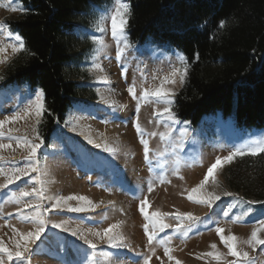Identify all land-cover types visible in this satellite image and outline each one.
I'll return each mask as SVG.
<instances>
[{"label":"rangeland","instance_id":"1","mask_svg":"<svg viewBox=\"0 0 264 264\" xmlns=\"http://www.w3.org/2000/svg\"><path fill=\"white\" fill-rule=\"evenodd\" d=\"M112 6L113 0L109 3L91 6L87 25L90 38L93 35H101L95 31V22L102 10ZM13 8L16 10L13 11ZM21 12V7L15 0H0V23L6 25L7 22L16 20ZM105 27L108 31L103 34V39L108 47L103 52L95 53V62L100 64L104 71L92 69L93 43L92 50L84 58L81 67V72L85 74V82L93 91L94 100L75 105L68 110L64 124L53 137L50 145L45 147L42 144L38 150L41 167L46 172L44 179L47 196L84 195L100 207L88 214L83 221L79 217L85 214L66 212L51 213L49 219L55 222L68 219L70 227L82 229L103 228L123 221L122 231L132 250H119V259L115 256L106 258L97 255L92 264H136L140 259L136 254H147L148 252L147 237L142 227L144 220L138 211L139 200L136 197L147 196L150 211L155 209L162 212L179 210L190 212L201 218L210 217V220L205 219V223L200 225L199 234L194 232L183 241L173 237L171 247L175 249L172 255L182 264H215L210 257L197 258L201 253L211 251L209 245L212 243H216L220 251L227 252L214 231L217 224L213 222L218 221L219 226L225 229V234L231 232L241 239H246L250 235L255 220L260 217V212L264 209L256 204L253 206V214L244 223H232L223 215L233 201L232 197H222L210 210L204 205L189 201L188 191L203 179L207 168L215 162L217 156H227L233 146L242 145L264 134V128L237 130L233 114L226 119L221 118L219 114L204 117L196 125L189 122L185 124V121L177 119L180 123L171 125V135L166 141H161L159 136L146 137L151 149L146 159L140 137L133 127V121L136 119V101L128 95L127 88L134 83L137 94H139L142 87L158 86L160 80L171 71V68L177 66V56L182 53L165 43L152 40L132 45L133 47L129 48L125 54L126 75L121 76V66L116 60V46L111 37L110 23L105 22ZM12 43L15 41L0 32V47H6ZM18 54H12L11 48H8L7 53L4 54L8 56V61L0 64V77L6 65ZM105 76L108 83L100 82ZM153 76L157 78L153 79ZM166 87L177 92L181 86L177 83ZM109 88L120 92V97L113 96ZM102 97L108 101L114 99L124 107L114 112L108 104L103 102ZM33 99H35V92L26 89L3 91L0 87V119L21 112ZM163 107V104L150 102L141 106L139 122L146 133L167 131L165 122L161 120L157 123L153 116L154 109ZM33 124L34 117H28L7 127L20 129L19 132L12 134L14 136L27 134L31 138ZM74 126L76 131L72 130ZM82 131L97 142L106 143L117 148L118 151L115 155H110L104 151L103 147H94L87 142L84 135H81ZM0 142L12 143L15 148V142L7 138H0ZM0 154L6 157L14 156L16 161L22 165L23 161L20 157L26 153H23L21 149H17L15 153H12L11 149H6L0 150ZM243 157H236L231 163L217 169V183L210 180L206 185V190L218 194L228 191L246 200H252L245 198L240 192L230 190L227 184L229 169ZM177 167H179V175H174L173 172ZM160 176H164L167 182L159 183ZM3 182L4 177L0 176V183ZM149 183L155 184L151 193L148 192ZM18 186L26 185L23 181L17 182V185H12L9 190L5 191L17 189ZM5 198V192L0 191V238L10 243L9 237L12 236V232L6 226V222L21 232L33 230L34 225L21 222L15 215L11 217L5 215L15 213L20 207L12 203H3ZM33 199L25 198V200ZM43 203L51 206L48 200ZM70 203L75 204L76 202L71 201ZM239 211L240 206H237L230 210V214L235 215ZM168 222L175 223L174 220ZM169 234H171L170 229L160 233V236ZM33 247L35 251L29 257V264H84L83 253H90L81 241L69 233L52 229L50 225L42 239L37 241V245ZM102 247L105 252L116 251L106 246ZM242 247L249 252L255 264H264V246H260L255 251L248 246ZM77 249L81 251L78 252ZM156 257H160V260ZM161 260L164 264H174V261L170 262L164 256L163 248L156 246V253L150 264H161ZM9 264H19V262H9Z\"/></svg>","mask_w":264,"mask_h":264},{"label":"trees","instance_id":"2","mask_svg":"<svg viewBox=\"0 0 264 264\" xmlns=\"http://www.w3.org/2000/svg\"><path fill=\"white\" fill-rule=\"evenodd\" d=\"M110 1L15 0L23 11L6 25L22 37L25 51L6 65L0 87L43 91L47 111L38 127L45 147L68 110L94 100L81 72L92 50L88 18L92 5ZM127 2L131 45L165 43L188 62L171 106L176 119L196 125L204 117L233 114L237 130L264 128V0ZM228 172L230 190L264 201V154L244 156Z\"/></svg>","mask_w":264,"mask_h":264},{"label":"snow or ice","instance_id":"3","mask_svg":"<svg viewBox=\"0 0 264 264\" xmlns=\"http://www.w3.org/2000/svg\"><path fill=\"white\" fill-rule=\"evenodd\" d=\"M13 11L16 9L13 8ZM23 11V9H21ZM131 15L130 5L127 0H113V6L111 8L101 11V15L95 22V31L101 35H93L91 37L94 45L93 49V62L92 69L103 72V68L100 64L95 62V53L103 52L108 45L103 39V34L108 31L105 27V22L110 23L111 37L116 46V60L121 66V76H125L127 68L124 66L125 54L127 50L133 47L128 40L127 26L128 20ZM220 27H224V22H220ZM0 32H2L7 38L12 39L15 43L9 44L6 47H0V64H4L8 61L7 53L8 48H11L12 54L25 51V44L21 36L14 34L7 25L0 23ZM189 65L186 58L183 55L177 56V66H173L171 71L164 76L158 86L150 88H141L139 94H137L136 85L130 84L127 88L128 95L136 101L135 112L136 119L133 121V127L136 130L137 135L140 137V143L143 145V151L145 158H148V154L151 149L149 147V140L146 137L159 136L161 141H166L171 135L170 129L172 124L180 123L176 119L175 113L172 111V100L176 95V92L172 88L166 87L167 85H176L179 83L183 86L186 77L188 75ZM153 76V79H156ZM178 78V79H177ZM3 79V77H0ZM100 82L108 83L105 76ZM109 92H115L114 88H109ZM104 103L108 104L110 108L115 112L117 109L124 107L118 104L115 100H104ZM163 104L162 109H154L153 116L156 118L157 123L161 120L165 122V132H148L142 128L139 122V112L141 106L144 103ZM47 111L44 103V93L42 90L35 92V99L31 100L26 108L21 112L14 113L9 116H5L0 119V138H7L9 141L15 142V148L12 143L0 142V150L11 149L12 153H15L17 149H21L23 154L20 160L23 161L21 165L15 159V157H6L0 154V176L4 177V182L0 183V191L5 192V199L3 203H12L20 205L15 213H6L5 215L11 217L16 216L21 222H28L34 225L33 230L21 232L15 226L7 224L10 228L12 236L9 237L10 243H6L3 238H0V264H9V262H19V264H29V257L34 253L37 245V241L42 239L43 234L46 232L47 227L50 225L52 229H57L64 233H69L77 240L81 241L83 245L87 246L89 252L83 253L84 264H92L97 255L104 257L115 256L120 258V251L122 249H128L131 251V246L127 243V237L122 231L123 221L109 224L103 228H72L70 227V221L68 219L55 222L49 219L51 213H76L85 214V216L79 217L83 221L88 214L96 211L99 204L94 203L87 196L84 195H68V196H47L44 176L46 172L43 170L38 157V150L43 144L38 125L41 122L43 114ZM28 117H34V124L31 127L32 136L29 138L27 134L23 136L12 135L15 132H19L20 129L7 127L14 124L17 121L24 120ZM185 124L188 122L185 121ZM6 129V130H5ZM76 131V127L72 128ZM186 132V130H185ZM81 135L89 144H92L96 148L103 147L104 151L110 155H115L118 151L117 148L107 145L106 143H100L94 140L90 135H85L82 131ZM264 154V134L252 139L239 146H233V149L227 156H217L215 162L212 163L200 182L188 191L187 199L194 203L206 206L208 209H212L213 205L217 201H220L222 197H232L233 201L228 205V210L223 212L224 217H227L232 223H244L247 218L253 214V206L260 204L264 206V201L246 200L232 192L224 191L222 193L209 192L206 190V185L211 180L213 183L216 181V170L223 167V165L231 163L236 157H243L245 155L257 156ZM8 165V167H5ZM174 175H179V167L173 172ZM25 178H27L25 180ZM183 179V177H180ZM23 181L26 186L19 187L17 189L9 190L10 186L17 185V182ZM166 178L164 176L159 177V183H165ZM30 185V187H29ZM155 184L149 183L148 192L151 193L154 190ZM31 197L33 200H25V198ZM139 200L138 211L143 217L144 223L142 225L144 234L147 237L148 252L137 253L136 255L140 259L136 264H150L152 257L156 253V246L162 247L164 256L168 261H174V264H182L179 259H176L172 253L175 251L171 247L173 237L180 238L182 241L189 238L190 234H199V227L205 223V219L210 220V217L201 218L195 216L190 212H180L179 210L173 212H162L159 209L149 210L150 202L147 196L143 198L136 197ZM48 200L51 202V206H46L43 201ZM75 201V204L70 203ZM240 206V211L235 215L230 214V210ZM246 206V207H245ZM174 220L175 223L168 222ZM217 226L214 228L216 235L219 237L221 244L227 249V252H222L218 249L216 243L209 245L211 251H207L199 254L200 258H211L215 264H255L253 258L249 255L248 251H245L242 246H248L255 251L260 246H264V210H261L260 217L255 220L251 228L250 235L246 239H241L235 234L228 232L225 234V229L219 226V222L215 221ZM171 230V234L160 236V233H164L166 230ZM213 230V229H209ZM102 246H106L108 249L116 250L115 252H105ZM81 251V249H77ZM232 257V259H228ZM160 260V257H156ZM161 264L164 262L161 260Z\"/></svg>","mask_w":264,"mask_h":264},{"label":"bare ground","instance_id":"4","mask_svg":"<svg viewBox=\"0 0 264 264\" xmlns=\"http://www.w3.org/2000/svg\"><path fill=\"white\" fill-rule=\"evenodd\" d=\"M115 97H120V92L116 91L112 93ZM111 97V96H110ZM108 100V99H107ZM114 100V99H113Z\"/></svg>","mask_w":264,"mask_h":264}]
</instances>
